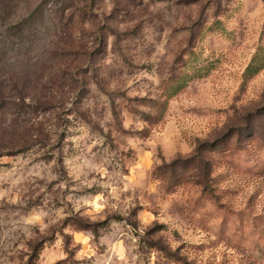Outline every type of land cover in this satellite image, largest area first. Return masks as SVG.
Instances as JSON below:
<instances>
[{"label":"rangeland","instance_id":"374dc122","mask_svg":"<svg viewBox=\"0 0 264 264\" xmlns=\"http://www.w3.org/2000/svg\"><path fill=\"white\" fill-rule=\"evenodd\" d=\"M0 264H264V0H0Z\"/></svg>","mask_w":264,"mask_h":264},{"label":"trees","instance_id":"16d2710c","mask_svg":"<svg viewBox=\"0 0 264 264\" xmlns=\"http://www.w3.org/2000/svg\"><path fill=\"white\" fill-rule=\"evenodd\" d=\"M204 150H206V148L204 147V146H199L198 148H197V154H201Z\"/></svg>","mask_w":264,"mask_h":264}]
</instances>
